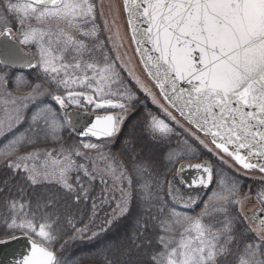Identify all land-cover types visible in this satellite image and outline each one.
Returning <instances> with one entry per match:
<instances>
[{"label":"snow or ice","instance_id":"obj_1","mask_svg":"<svg viewBox=\"0 0 264 264\" xmlns=\"http://www.w3.org/2000/svg\"><path fill=\"white\" fill-rule=\"evenodd\" d=\"M123 13L126 29L116 6L101 26L97 0H0V167L20 177L15 194L0 184V264H81L58 255L65 236L95 240L129 217L101 264H264V184L247 209L233 174H264V0H123ZM140 93L167 117L146 112L150 138L176 140L171 179L105 152ZM66 129L94 138L82 147L95 159Z\"/></svg>","mask_w":264,"mask_h":264},{"label":"trees","instance_id":"obj_2","mask_svg":"<svg viewBox=\"0 0 264 264\" xmlns=\"http://www.w3.org/2000/svg\"><path fill=\"white\" fill-rule=\"evenodd\" d=\"M140 96L142 97V103L140 106L141 111L133 120L129 121V123L125 125L120 135L113 143L108 146V152L110 151L111 154L116 156L118 159H124L129 168H131L132 165L128 158L134 154H142V158L151 159L155 162L153 166L155 170L161 175V177L167 174L168 178L171 179L172 174L168 171L171 165L167 164L166 155L171 148L176 146V140L173 138L171 142L168 140L153 141L150 138L149 133L144 129L143 117L146 115L147 111H152L154 114H157L160 117L162 115L160 111L146 97H143V93H140ZM133 128L135 129L134 131ZM63 136L64 141L67 144H70L74 140L82 141L75 138L68 129L64 131ZM126 137H131V140L128 143H125ZM133 144L135 145V149H133ZM205 155L208 154L205 153ZM236 176L241 185L242 193H252L253 186H259L257 182L250 181V179L241 177L239 175ZM5 180H8V187L11 188L13 190V194H15L20 186V177H13L8 169L0 167V184H3ZM181 188L185 194H188L189 192L195 194L196 191L187 190L183 186H181ZM28 191L31 194V189ZM101 194H104V192H101V185L96 182L94 195L98 197ZM189 211L191 212L192 210L189 209ZM196 211H199V208H197ZM77 219H79V213H77ZM131 226V217H129L123 220L118 227L110 230L106 235H103L95 240L88 238L71 240L68 238V236H65L64 239L68 242L63 249L57 245V251L59 253L58 255L69 260L78 259L81 264H101L100 258L94 255L97 248L101 246L103 241L119 237L125 232H128L131 229ZM67 230L71 231L70 228Z\"/></svg>","mask_w":264,"mask_h":264},{"label":"rangeland","instance_id":"obj_3","mask_svg":"<svg viewBox=\"0 0 264 264\" xmlns=\"http://www.w3.org/2000/svg\"><path fill=\"white\" fill-rule=\"evenodd\" d=\"M113 6L119 7V9H120L119 23H121V25H123L124 28L126 29V16L123 13V2H122V0H97V12H98V14L100 12H103V16L100 18L101 26H103V22H104L105 19H107L108 22H109V25H111V22H112L111 17H112V14H113ZM107 35H108L107 32L103 33V36H104L105 39L107 38ZM129 42H130V34H128V40H126V42H125V47L129 48V55H134L135 47H134V45H130ZM24 50L26 52L28 51L27 48H24ZM134 64L136 66L137 74H140V75L143 76V67H142V65L139 64V57L138 56L135 57ZM161 102L163 103V101H161ZM154 106L160 111V109L156 105H154ZM160 113L162 115L161 118H163V119H165L167 121V117L165 116V114L163 112H161V111H160ZM176 115L178 116V114H176ZM169 123H171V121H169ZM82 141L83 142H87L88 140H82ZM82 141L74 140L70 144L76 145L77 147H79L81 149L82 152L89 153L91 158L95 159V156L91 153V150L83 149ZM105 152H108V147L105 148ZM228 170L233 172L232 169H228ZM233 173L236 174V175H239L241 177L250 179V181L257 182L259 184V186H257V185L253 186L252 193H248L251 196V200L246 203V208L247 209H251L255 205V197H256L257 191L259 190L260 186L262 184H264V180H261V176L264 175V174H261L258 171H253L251 173L245 174L243 170H241L239 173H235V172H233ZM96 182H98L101 185V192H104L103 191L104 190V185L101 184L99 180H97ZM104 194H106V193H104ZM204 198L206 199V196ZM177 207L179 208V206H177ZM189 209H182L181 208L180 210L190 212ZM90 235H91L90 233L87 234V236H90ZM87 236L85 238H83V239H87ZM78 239H80V238H78ZM57 253H58V251H57Z\"/></svg>","mask_w":264,"mask_h":264},{"label":"water","instance_id":"obj_4","mask_svg":"<svg viewBox=\"0 0 264 264\" xmlns=\"http://www.w3.org/2000/svg\"><path fill=\"white\" fill-rule=\"evenodd\" d=\"M122 2H123V0H122ZM135 46V45H134ZM25 52V51H24ZM15 71H30V70H15ZM70 113H75V109H69L68 110ZM79 115L80 116H82V117H86V114L84 113V112H80L79 113ZM74 119H75V116L73 117ZM75 137H77L78 139H94V138H82V137H80V136H77V135H75V133H73L71 130H69ZM191 173H188V172H186L185 174H184V176H185V179L186 180H190V178H191ZM248 214L250 215L251 214V212H248ZM7 253H8V249H0V260H5L6 259V256H7Z\"/></svg>","mask_w":264,"mask_h":264}]
</instances>
